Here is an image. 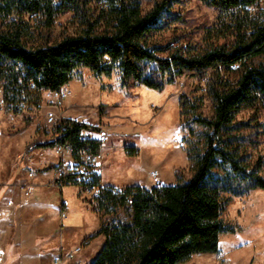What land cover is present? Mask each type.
<instances>
[{
  "label": "trees",
  "instance_id": "1",
  "mask_svg": "<svg viewBox=\"0 0 264 264\" xmlns=\"http://www.w3.org/2000/svg\"><path fill=\"white\" fill-rule=\"evenodd\" d=\"M199 1L219 16L206 48L194 51L175 39L155 40L181 21L173 13L181 0L158 1L146 13L139 0H0V90L11 114L40 108L43 93L68 85L79 69L106 78L117 72L124 90L143 86L158 92L186 74H206L204 94L180 98L182 145L193 172L187 182L118 188L102 185L100 174L84 185L67 172L60 178L62 188L99 187L85 200L100 218L99 231L85 242L105 237L91 264H185L194 255L217 254L221 236L236 232L223 218L231 199L264 191L262 161L249 153L259 132L250 120L239 119L245 110L264 108L262 0ZM67 13L78 34L28 47L30 21L43 19L52 28ZM205 100L210 116L202 112ZM55 130L53 141L36 147L68 145L76 164L85 153L101 154L98 139L82 136L101 134L99 127L65 119Z\"/></svg>",
  "mask_w": 264,
  "mask_h": 264
},
{
  "label": "rangeland",
  "instance_id": "2",
  "mask_svg": "<svg viewBox=\"0 0 264 264\" xmlns=\"http://www.w3.org/2000/svg\"><path fill=\"white\" fill-rule=\"evenodd\" d=\"M139 1L146 13L161 0ZM260 8L264 10V0ZM173 13L179 15L181 21L171 24L155 40L167 42L175 39L194 51L206 48L209 42L208 31L216 26L219 13L199 0H181L174 6ZM43 23V19L30 21L32 35L27 41L28 47L52 45L66 36L80 32L71 13L58 15L52 28H46ZM206 80V74L189 73L161 92L143 86L124 90L120 87V75L117 72L111 78H106L96 77L88 69H79L75 72L73 81L66 86L70 95L60 112L62 120L70 117L71 120L101 129V134L84 132L82 136L97 139L106 137L102 154L108 163L105 170L101 171L104 178L118 184L150 188L155 187L152 174L158 173L162 186L178 185L187 182L193 175L182 145L184 132L180 98L183 94H204L202 88L205 87ZM42 99L41 108L27 107L21 114L14 115L6 110L0 90V182H6L16 170H21L26 159L31 160L25 164H30L28 166L34 175L51 164L63 163L64 157L65 163L69 164H64V170L73 166L74 159L70 150H66L62 158L56 155L55 148H42L46 149L43 151L36 147L38 143L51 142L56 134V126L48 125L46 120L49 102L45 92ZM202 112L204 116L211 115L209 101L205 100ZM239 119L250 120L254 132H259L255 135L258 143L249 153L252 160L260 158L262 161L261 174L264 177V108L245 110ZM30 147H34V151L30 152ZM132 148L138 150L136 157L128 155ZM106 149L114 154H107ZM49 152L51 158L42 159ZM25 168L27 179L19 183L20 190L17 193L22 203L40 199L39 192L34 190L31 196H26L21 189L30 180V170ZM51 185L53 186V182ZM6 187L3 186L4 189ZM79 192L78 187L69 186L63 194V203L67 205L61 206V193L53 189L49 196H45L44 206L30 209L24 215L22 239L28 245L25 254L29 255L33 264L38 260L41 262V259L44 264H53L56 254L51 250L42 253V248L57 241L59 249L61 234L66 237V244H72L99 231L100 219L89 205L82 202L90 200L94 194L83 192L79 196ZM6 195L5 192H0V202ZM67 206L68 219L65 220L63 212ZM55 208L60 210L59 213ZM118 218H125L123 211L119 212ZM223 218L235 227L236 232L221 236L217 254L194 255L185 264H264V191L257 189L246 196L232 198ZM104 243L105 238L99 236L89 247L84 244L79 246L82 248L81 253L73 262L65 264H79L78 261L81 264H91Z\"/></svg>",
  "mask_w": 264,
  "mask_h": 264
},
{
  "label": "crops",
  "instance_id": "3",
  "mask_svg": "<svg viewBox=\"0 0 264 264\" xmlns=\"http://www.w3.org/2000/svg\"><path fill=\"white\" fill-rule=\"evenodd\" d=\"M68 119L71 120L72 118L68 117ZM83 123H85V122H83ZM85 133H89V132H85ZM94 134H96V133H94ZM85 138L97 139V138H93V137H85ZM53 148H55V147H53ZM53 148H46V149H53ZM46 149H42V150L44 151ZM103 149H104V146L102 145V150H101V154H100L101 162H102L101 171L105 170L107 163H108V160L102 154ZM132 150H134V149L132 148ZM106 153L107 154H114V153L109 152L107 149H106ZM71 155H72V153H71ZM46 156L47 157H42V159L44 158V160H46L48 157L51 158V152L46 153ZM136 156H134V157H136ZM129 157H132V156H129ZM63 160H64V162L63 163L61 162L63 164L62 166H64V164H66L65 163V157L63 158ZM27 162L30 163L31 160L26 159L25 162L23 163L21 170H16L13 173V175L10 178H8V180L6 182H0V192H5L7 194L5 199L0 202V253L3 254V261L0 264H33L31 262V260L29 259V255L25 254V252L27 251L28 245H26V243H24L23 239H22V229L21 228H23L22 224L24 223L23 217H24V215L29 213L30 209L40 208V207L44 206V204L46 202L45 196H47V195L49 196V194H51L53 192V189H57L58 191H60L61 196H62L60 204L62 206L63 204H65V203H63L64 191L69 189V186H66V187H63L62 189H59V188L51 185V183L53 182L55 175H56V170H57L56 167L60 163L59 164H51L45 170H43L42 172H39L37 175H34V177L29 180V183L33 186V191L35 190V191L40 193V196H39L40 199L38 198L36 201H32V202L30 201L28 203L27 202L22 203L21 197L18 196L17 193L20 190L19 183L21 181L27 179V175L24 174V170L26 169L25 167H28L29 170L31 168L28 166L30 164H27V165L25 164ZM73 163H74L73 166L77 165L75 161H73ZM66 165H69V164H66ZM102 173L103 172H100L102 185L113 186V187H118V188H125L127 186L133 185V184L114 183L112 181H109L107 178H104ZM0 177H1V175H0ZM3 186H7V187L4 189ZM78 189H80V192H79V196H80V194L83 192H82L81 187H78ZM9 202H12L13 205L8 206ZM82 202L84 204L88 205L85 202V200H83ZM65 205H67V204H65ZM89 207L92 208L90 205H89ZM55 210L58 213L60 211V210H58V208H55ZM92 211H93V208H92ZM64 212H65V220H67L68 219V206L66 207ZM98 218H99V216H98ZM57 237H58V235L55 236V238H57ZM89 237H91V236H89ZM89 237H86L84 239L76 241L75 243H72V244H66V237L63 234H61L59 249H58V243H57V241H55L56 243H54L52 245L48 244L47 246H45V248H42V253L46 252L48 250H51L52 252H54V254H56V256L54 258V260H55L61 254H66V253L70 252L71 250H73L72 249L73 247L75 248V247L81 246L83 244L86 247H89L92 243H94V240L96 239L95 238L92 241L85 242V240ZM102 237H104V236H102ZM65 246L70 248V249H66ZM57 249H58V251H57ZM54 260H53V264H54ZM78 263L81 264L79 261H78ZM36 264H44V260L41 259V262L38 260V261H36ZM72 264H74V263H72Z\"/></svg>",
  "mask_w": 264,
  "mask_h": 264
},
{
  "label": "built area",
  "instance_id": "4",
  "mask_svg": "<svg viewBox=\"0 0 264 264\" xmlns=\"http://www.w3.org/2000/svg\"><path fill=\"white\" fill-rule=\"evenodd\" d=\"M66 86H64L58 91L45 92L46 99L49 102L48 104L49 108L46 112V120H47L48 125L56 126V125H60L63 122L62 113L60 112V108L63 106V103L70 95V92L67 90ZM98 140L101 142L102 145L106 143L105 136H101ZM34 149H35L34 147H30V152L34 151ZM66 150H70L68 145H57L55 147V153L59 157H63L64 152ZM101 169H102L101 156L85 153L81 156V160L76 166L68 167L65 170L62 166L56 170V175L53 181V186L59 189H62L60 178L65 172L75 175V178L79 184H83V185L90 184V182H92L93 180L94 175L100 174ZM28 177L32 179L34 177V172L30 170V172L28 173ZM152 179H153L155 186L161 185V179L158 173H153ZM21 189L24 190L26 196L32 195L33 186L30 183H25L21 187ZM119 191L120 190L117 189L115 193L118 194ZM86 192L89 194L96 195L99 192V187H93V188L89 187L86 190ZM12 205H13L12 202L8 203V206H12ZM63 216H65L64 212H63ZM81 251H82L81 247L79 246L75 247L70 252L66 254H61L59 257H57L54 260V264H65L66 262H73L76 259V256L81 253ZM2 261H3V254L0 253V263H2Z\"/></svg>",
  "mask_w": 264,
  "mask_h": 264
}]
</instances>
